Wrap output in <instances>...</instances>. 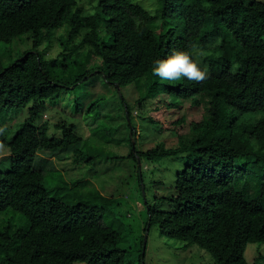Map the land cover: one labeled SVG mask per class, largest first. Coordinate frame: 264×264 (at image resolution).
<instances>
[{
	"label": "trees",
	"instance_id": "1",
	"mask_svg": "<svg viewBox=\"0 0 264 264\" xmlns=\"http://www.w3.org/2000/svg\"><path fill=\"white\" fill-rule=\"evenodd\" d=\"M79 1L0 0V32L11 39L30 34L32 40L31 49L8 65L0 60V118L29 106L27 118L8 144V167L0 169V213L12 210L27 225L14 229L7 224L0 231V264H133L122 228L115 222L104 223L110 199L91 193L70 203L58 196L59 188L57 195L49 192L42 171L35 167L40 137L34 121L45 102L58 98L60 89L74 88L94 74L95 67L91 72L84 68L71 84L54 75L53 61L44 58L38 47L63 27L62 49L74 53L85 47L84 64L92 56L97 58L98 70L104 71L110 85L124 87L141 77L149 88H156L155 95L159 88L163 91L164 81L152 75L156 60L174 51H190L189 44L201 48L217 44L206 68L193 55L207 70L206 81L181 79L171 82L166 91L183 100L209 96L213 128L222 119L228 135L197 140L188 147L159 146L142 155L160 159L188 153L172 194L158 199L170 205V221L189 224L169 229V235L207 251L212 264H247V244L264 243V177L253 195L247 193L244 181L239 182L252 174L249 167L254 164L264 176V2L158 0L155 13L150 14L132 0H96L94 12L87 14ZM119 13L133 21L138 49L107 42L115 31L100 33L101 24ZM234 113L262 116L235 125ZM126 115L129 119L128 110ZM134 155L132 151L123 158ZM188 231L189 237L184 238ZM141 248L142 242L138 264L143 258Z\"/></svg>",
	"mask_w": 264,
	"mask_h": 264
},
{
	"label": "rangeland",
	"instance_id": "2",
	"mask_svg": "<svg viewBox=\"0 0 264 264\" xmlns=\"http://www.w3.org/2000/svg\"><path fill=\"white\" fill-rule=\"evenodd\" d=\"M132 1L150 14H154L159 5L158 0ZM251 1L254 0H246L247 3ZM78 3L84 13L94 12L96 0H80ZM100 31L101 34L115 31L107 37V42L139 48L134 23L124 13L111 14L109 21L101 24ZM64 33L65 27L56 30L49 41L44 40L38 47L44 58L53 61L51 70L56 78L63 77L71 84L84 68L88 72L93 67L95 69L92 70L94 74L74 88L60 89L58 98L47 100L34 121L40 137L35 167L42 171L45 186L51 194L57 195L58 192L59 197L70 203L76 202L79 196L87 198L91 193L110 199L111 212L104 216V223L113 225L115 222L114 226L117 223L122 228L123 238L130 248L128 259L133 264H138L141 242V264H212L207 251L196 245L186 246L185 241L169 235V229H176L186 222L170 221V205L158 200L172 194L176 174L183 169L188 153L160 159L142 155L159 146L165 149L188 147L197 140L227 136L229 132L223 129L222 119L213 128L211 98L207 95L190 100L177 98L166 91L172 85L171 82L165 84L166 81L160 84L163 91L159 88L155 95L156 88H149L147 80L141 77L124 87L110 85L105 80L104 71L98 70L100 62L97 58L92 56L89 63L84 64L88 58L85 47L74 53L62 49L59 38ZM76 42L78 39L73 43ZM31 44L30 34L11 39L0 32L3 65L30 50ZM216 45L200 47L203 55H194L204 68L211 53L215 54ZM28 108L9 111L6 117L0 118L4 137V143L0 144L1 170L8 167V144L27 118ZM233 115L235 125L262 116L261 113ZM132 151L135 152L133 157L123 158ZM249 169L252 174L239 182L244 181L247 193L253 195L264 176L256 164ZM56 188L59 190L55 192ZM157 202L156 210L148 213V208ZM7 224L14 229L27 225L12 210L0 213V231ZM189 235L188 231L184 238ZM244 257L247 264H264V243L247 244Z\"/></svg>",
	"mask_w": 264,
	"mask_h": 264
},
{
	"label": "clouds",
	"instance_id": "3",
	"mask_svg": "<svg viewBox=\"0 0 264 264\" xmlns=\"http://www.w3.org/2000/svg\"><path fill=\"white\" fill-rule=\"evenodd\" d=\"M188 47L190 51H174L167 58L156 60L152 75L169 82L187 79L199 84L206 81L209 78L207 70H202L193 59V55H203V50L195 44H189Z\"/></svg>",
	"mask_w": 264,
	"mask_h": 264
}]
</instances>
